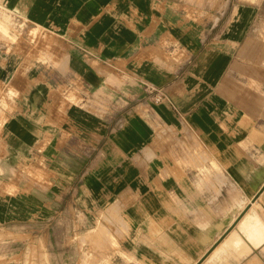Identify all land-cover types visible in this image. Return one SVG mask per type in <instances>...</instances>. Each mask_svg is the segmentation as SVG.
I'll return each instance as SVG.
<instances>
[{
	"label": "crops",
	"instance_id": "crops-1",
	"mask_svg": "<svg viewBox=\"0 0 264 264\" xmlns=\"http://www.w3.org/2000/svg\"><path fill=\"white\" fill-rule=\"evenodd\" d=\"M253 8L0 0L25 26L0 35V232L21 264H264V82L231 70Z\"/></svg>",
	"mask_w": 264,
	"mask_h": 264
},
{
	"label": "rangeland",
	"instance_id": "rangeland-1",
	"mask_svg": "<svg viewBox=\"0 0 264 264\" xmlns=\"http://www.w3.org/2000/svg\"><path fill=\"white\" fill-rule=\"evenodd\" d=\"M248 1H251L255 5V8L251 10L249 28L246 30V34L239 36L236 42L237 52L235 62L231 68L232 79L238 82L247 81L251 83L253 92L260 93V82H264V0ZM10 28L12 29V33L10 32ZM22 31H25L24 24L21 25L19 22L15 23L11 21L9 16L0 9V35L12 36L11 38H14L15 34ZM30 32L36 33L37 31L31 28ZM247 39L251 41L252 45L246 50H241L242 45ZM2 95V90L0 89V102H3ZM11 239L14 238L9 233L4 234L0 232V264H21L19 249L10 248L9 241ZM232 240V246H235L234 238ZM27 254L28 259L23 264H36L34 253H31L29 249ZM47 262L48 260L45 259L44 263L41 264H50Z\"/></svg>",
	"mask_w": 264,
	"mask_h": 264
},
{
	"label": "built area",
	"instance_id": "built-area-1",
	"mask_svg": "<svg viewBox=\"0 0 264 264\" xmlns=\"http://www.w3.org/2000/svg\"><path fill=\"white\" fill-rule=\"evenodd\" d=\"M161 99L160 96H155V101H159Z\"/></svg>",
	"mask_w": 264,
	"mask_h": 264
},
{
	"label": "water",
	"instance_id": "water-1",
	"mask_svg": "<svg viewBox=\"0 0 264 264\" xmlns=\"http://www.w3.org/2000/svg\"><path fill=\"white\" fill-rule=\"evenodd\" d=\"M215 245V244H214ZM201 260H199L198 262H197V264H199V262H200Z\"/></svg>",
	"mask_w": 264,
	"mask_h": 264
}]
</instances>
